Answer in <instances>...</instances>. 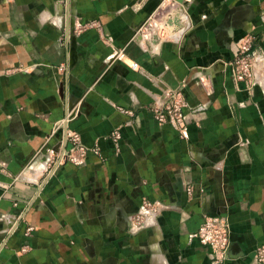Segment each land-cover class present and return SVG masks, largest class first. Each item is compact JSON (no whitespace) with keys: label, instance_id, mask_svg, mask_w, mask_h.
I'll use <instances>...</instances> for the list:
<instances>
[{"label":"crops","instance_id":"crops-1","mask_svg":"<svg viewBox=\"0 0 264 264\" xmlns=\"http://www.w3.org/2000/svg\"><path fill=\"white\" fill-rule=\"evenodd\" d=\"M160 1L0 0V264H213L193 238L209 215L231 224L218 264H264V0H192L154 55L133 36ZM174 93L183 133L155 119ZM72 107L97 152L56 167ZM143 199L160 215L138 231Z\"/></svg>","mask_w":264,"mask_h":264},{"label":"built area","instance_id":"built-area-1","mask_svg":"<svg viewBox=\"0 0 264 264\" xmlns=\"http://www.w3.org/2000/svg\"><path fill=\"white\" fill-rule=\"evenodd\" d=\"M192 0H161L156 9L151 12L137 27L133 41L138 42L143 49L151 54H158L164 42L172 40L176 32L183 29V17L188 5ZM253 37H248L236 46L232 63L236 65V75L239 80H245L251 76V65L253 56ZM125 62L127 55L124 49L116 51L111 62ZM137 63H132V68H137ZM188 103L181 93H174L172 101L155 109V119L161 126H171L186 131V115ZM75 108H70L67 116L61 121V125H69L74 118ZM116 142L121 141L119 133L113 134ZM67 143L70 148L64 150L55 163L58 167L63 160L79 164L94 149L86 147L80 140L78 134L69 133L67 129ZM97 152V151H96ZM187 194L192 199L193 187H187ZM160 215V205L148 199H143L139 210L131 217V225L138 231L148 229L156 225ZM203 246L208 247L216 259L213 264L228 257L231 243V224L229 218L223 215H209L205 218L198 232L193 235ZM255 259L259 263L264 262V244L260 245L255 253Z\"/></svg>","mask_w":264,"mask_h":264},{"label":"water","instance_id":"water-1","mask_svg":"<svg viewBox=\"0 0 264 264\" xmlns=\"http://www.w3.org/2000/svg\"><path fill=\"white\" fill-rule=\"evenodd\" d=\"M65 127H66V143H67V129H68V125L66 124Z\"/></svg>","mask_w":264,"mask_h":264}]
</instances>
